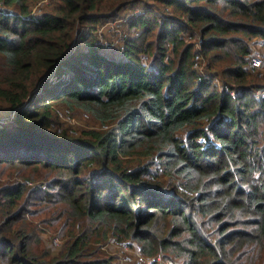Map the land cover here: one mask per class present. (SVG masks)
Segmentation results:
<instances>
[{
	"label": "trees",
	"instance_id": "trees-1",
	"mask_svg": "<svg viewBox=\"0 0 264 264\" xmlns=\"http://www.w3.org/2000/svg\"><path fill=\"white\" fill-rule=\"evenodd\" d=\"M42 1L0 0V173L20 179L0 192V264H111L109 238L175 264H264V74L248 65L264 0ZM128 8L123 46L100 42ZM61 109L92 128L59 131ZM30 197L62 220L58 255Z\"/></svg>",
	"mask_w": 264,
	"mask_h": 264
},
{
	"label": "rangeland",
	"instance_id": "rangeland-1",
	"mask_svg": "<svg viewBox=\"0 0 264 264\" xmlns=\"http://www.w3.org/2000/svg\"><path fill=\"white\" fill-rule=\"evenodd\" d=\"M48 0H43L42 3H39L36 9L37 13H43L45 8H40L44 4H48ZM141 10L138 8H128L123 9L117 17L110 19L106 22H103L99 27L98 31L96 32V36L100 42L105 44L108 47H115L114 49H120L123 46V39L125 37L126 32V21L131 19L134 15H138ZM137 12V14H135ZM38 15V14H37ZM128 16V17H127ZM90 30L87 28H81L78 32L75 33V38H78L81 35H88ZM253 56H263L264 57V49L262 48V43L258 39H254L250 42ZM72 52V46H71ZM259 72L261 75L264 73V69L255 70ZM260 75V76H261ZM14 116V111L10 109L8 106L1 104L0 105V127L10 124L12 122V118ZM58 123L62 128H58L59 131L62 129L66 130V132L72 136H76L82 130H87L92 128V122L86 118H80L79 116H71L67 114L64 110H59L58 114ZM14 182V183H13ZM20 179L12 177L8 180L5 176V173H0V192L6 186V184H13L19 183ZM39 183H35L33 185H29L30 188L38 185ZM44 184H42L43 186ZM36 191L33 194L37 195L39 192L43 191ZM31 196V195H30ZM1 199V198H0ZM31 197L29 201H31ZM34 200L29 202V205L25 208V218L28 221L30 227L34 228L38 238L40 239L41 245L46 248L52 255H58L63 248V240L61 239L63 233L59 232L60 225L62 220H56L54 217H51L47 213H37L36 210L40 209L41 206L32 207L31 204ZM33 213V215H31ZM59 232V234H57ZM127 246L129 247V251H125L126 249H119L117 247ZM139 249L138 245L136 244H129L127 242H122V244L115 242L113 238L101 249L100 255H103L104 258L111 259V264H141L140 262H134L132 259L130 262H124L126 260V255L134 254L132 253L135 249ZM154 261V262H153ZM142 264H175L171 261L165 260L162 257H157L156 259L148 260L146 263Z\"/></svg>",
	"mask_w": 264,
	"mask_h": 264
},
{
	"label": "built area",
	"instance_id": "built-area-1",
	"mask_svg": "<svg viewBox=\"0 0 264 264\" xmlns=\"http://www.w3.org/2000/svg\"><path fill=\"white\" fill-rule=\"evenodd\" d=\"M135 14H137V12H135ZM248 65H249V67L256 68L258 70L264 69V57L263 56H259V55L255 56V57H252L248 61ZM231 94H233V92H231ZM259 96H264V91L263 90H260V91L257 92V97H259ZM110 239L111 238H109L108 241L104 245L101 246V248L104 247L110 241ZM117 248H119V249L125 248L126 249L125 251H129L131 249V248L129 249V247H127V246H122V247H117ZM132 253H134V254L126 255V260L124 262L128 263L132 259L134 262H140L142 264V263H146L148 260H151V259L142 257L140 255V252H139L138 248L135 249Z\"/></svg>",
	"mask_w": 264,
	"mask_h": 264
}]
</instances>
